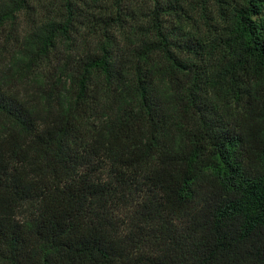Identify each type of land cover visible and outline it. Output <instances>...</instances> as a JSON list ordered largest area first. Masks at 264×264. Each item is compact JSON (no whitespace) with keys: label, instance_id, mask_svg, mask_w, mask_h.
<instances>
[{"label":"trees","instance_id":"1","mask_svg":"<svg viewBox=\"0 0 264 264\" xmlns=\"http://www.w3.org/2000/svg\"><path fill=\"white\" fill-rule=\"evenodd\" d=\"M0 264H264V0H0Z\"/></svg>","mask_w":264,"mask_h":264}]
</instances>
